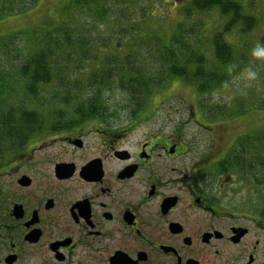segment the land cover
Segmentation results:
<instances>
[{
    "label": "flooded vegetation",
    "instance_id": "obj_1",
    "mask_svg": "<svg viewBox=\"0 0 264 264\" xmlns=\"http://www.w3.org/2000/svg\"><path fill=\"white\" fill-rule=\"evenodd\" d=\"M158 112L56 111L0 140V264H264V207L225 204L222 155Z\"/></svg>",
    "mask_w": 264,
    "mask_h": 264
},
{
    "label": "rangeland",
    "instance_id": "obj_2",
    "mask_svg": "<svg viewBox=\"0 0 264 264\" xmlns=\"http://www.w3.org/2000/svg\"><path fill=\"white\" fill-rule=\"evenodd\" d=\"M91 2L94 4L92 11L90 5H87L83 12H77L71 0H9L8 4L0 0V5L5 3L10 7L16 5L17 10L19 7L24 9L23 12L0 18V38L13 33H23L22 38H17L14 45L18 50L25 51L27 49L24 38L27 33L42 28H53L62 21L74 25L80 22L81 25L78 27L80 34L92 39L90 51L100 54L101 50L93 44L97 41L104 47L112 46L108 50H103L104 54L118 55L119 42L123 44L122 52L133 49L148 52L149 46L146 44L155 38L163 43L171 42L173 35L179 32L182 25V35L186 42H203L199 47V54L202 56L199 63L201 68L208 76L227 75V79L221 85L210 88L205 94L198 93L196 87L186 80L181 78L170 80L164 87L154 90L146 98L145 109L159 110L146 125L169 127L163 129L168 134L177 131L180 133L177 136H182L184 141H188L192 136L195 156L208 153L210 150L209 157L213 159L223 156L230 146L239 143L241 139L244 142V138L249 136H255V139L261 136L258 134L264 132V58L254 57L252 49L258 42L264 44V0H227V5L232 3L241 5L245 17L235 15L233 12L223 13L215 7L200 11L194 6V0ZM97 2L100 5H96ZM98 8L99 11L102 8L103 10L100 13L94 12ZM148 8V14L153 13L156 18L148 16L139 23ZM121 10L127 12L123 22L121 17H117L120 16ZM186 12L192 14L188 16ZM101 13H105L104 17H101ZM134 25L136 27L132 28L128 35H124L122 28ZM218 41L223 48L222 57L216 52ZM250 64L260 73L258 79L254 81H249L246 73L242 71ZM80 65L79 67L85 66L84 68L95 66L89 62H82ZM78 75L85 79L86 73L81 72ZM88 96L86 90L80 98L86 99ZM125 96L126 94H122L113 86V89L107 90L102 97L104 102L101 105L105 104L102 108L107 109L100 110H132L122 108L127 105ZM44 97L46 98V95ZM218 109L239 112L229 118H217ZM6 112L8 111L0 110V115ZM39 112L41 116H47L56 111ZM125 116L120 114L117 118L127 119ZM175 127H181L183 130H176ZM245 147L246 144L242 148ZM250 150L255 156L264 159V148L255 145ZM255 175L252 177L248 175L249 180L244 172H236L234 169L231 174L225 175L224 182L228 178L232 181L225 190L222 188L219 191L217 188L224 203L240 208L264 207V184L259 183L258 178L261 176L257 170ZM218 181L216 179V183Z\"/></svg>",
    "mask_w": 264,
    "mask_h": 264
},
{
    "label": "trees",
    "instance_id": "obj_3",
    "mask_svg": "<svg viewBox=\"0 0 264 264\" xmlns=\"http://www.w3.org/2000/svg\"><path fill=\"white\" fill-rule=\"evenodd\" d=\"M1 1L9 3V0ZM91 1L71 0V3L77 12H83L87 5L93 10L94 4ZM226 2L227 0H194L193 4L200 11L215 7L223 13L233 12L245 17L241 5H227ZM5 3L0 5V18L24 11L19 6L17 10L16 5L10 7ZM96 5L100 4L97 2ZM102 10L103 8L100 11L98 8L94 12L100 13ZM148 13L149 8L139 23L148 16L156 18L153 13ZM186 14L190 16L192 13ZM104 15L105 13H101V17ZM126 16L127 12L121 10L120 16L117 17H121L123 22ZM80 25V22L74 25L62 21L53 28H42L27 33L24 38L27 49L25 51L18 50L14 45L17 38H22L23 33H13L0 38V110L8 111L0 115L1 141L5 140L6 136H16L17 140H24L31 132V126L42 124L38 119L44 120L47 117L53 120L62 117L55 113L41 116L39 111L107 109L102 108L105 105H101L104 102L102 97L107 90H112L113 86L122 94H126L124 99L127 105L122 108L134 111L145 109L146 98L172 79L186 80L193 84L200 94H205L210 88L221 85L227 79V75L206 74L199 65L202 57L199 47L203 42H186L182 35V25L179 32L173 35L171 42L163 43L155 38L146 44L149 46L148 52L135 49L122 52L123 44L119 42L118 55L104 54L102 51L112 46L104 47L97 41L93 44L101 50L100 54L90 51L92 39L80 34ZM134 27L136 25L129 26V29L122 28L124 35H128ZM216 52L219 57L224 54L220 41L216 44ZM82 62L95 66L79 67ZM81 72L86 73L85 79L79 77L78 73ZM86 90L89 96L86 99L80 98ZM218 110L217 118H229L239 112L231 109ZM258 135L261 136L256 139L255 136H249L244 138V142L241 139L239 143L230 146L215 163L218 169L229 175L232 169L238 172L241 168L244 173H250L252 176H256L257 170L261 176L258 181L264 184V159L255 156L250 150L255 145L264 148V132ZM245 144L246 147L242 148Z\"/></svg>",
    "mask_w": 264,
    "mask_h": 264
},
{
    "label": "clouds",
    "instance_id": "obj_4",
    "mask_svg": "<svg viewBox=\"0 0 264 264\" xmlns=\"http://www.w3.org/2000/svg\"><path fill=\"white\" fill-rule=\"evenodd\" d=\"M252 55L257 58H264V44L257 43L256 46L252 49ZM246 73L247 79L249 81H254L259 77V70L253 65L246 66L243 70Z\"/></svg>",
    "mask_w": 264,
    "mask_h": 264
},
{
    "label": "bare ground",
    "instance_id": "obj_5",
    "mask_svg": "<svg viewBox=\"0 0 264 264\" xmlns=\"http://www.w3.org/2000/svg\"><path fill=\"white\" fill-rule=\"evenodd\" d=\"M244 175L246 176V178H248L249 180H250V178H249V176L250 177H252V175L251 174H249V173H244ZM249 175V176H248Z\"/></svg>",
    "mask_w": 264,
    "mask_h": 264
}]
</instances>
